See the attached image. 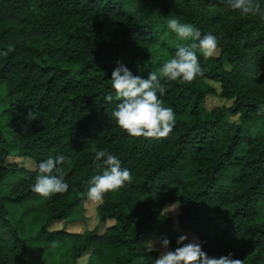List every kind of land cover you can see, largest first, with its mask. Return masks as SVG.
<instances>
[{"label":"trees","instance_id":"obj_1","mask_svg":"<svg viewBox=\"0 0 264 264\" xmlns=\"http://www.w3.org/2000/svg\"><path fill=\"white\" fill-rule=\"evenodd\" d=\"M264 7V4H262ZM179 19L217 37L218 55L197 52L203 75L164 81L175 113L167 137H132L111 113L118 64L147 78L175 56ZM0 264H34L31 245L53 264H152L153 239L176 245L172 218L209 257L264 264V19L241 17L226 0H0ZM219 85V88L215 86ZM111 93V103L104 97ZM230 105L208 108L209 97ZM33 112L37 119H29ZM9 131L12 135H7ZM118 156L132 181L97 206L99 227L51 231L85 217L87 181L102 174L95 151ZM63 155L65 193L32 191L39 163ZM35 163L29 170L11 158Z\"/></svg>","mask_w":264,"mask_h":264},{"label":"clouds","instance_id":"obj_2","mask_svg":"<svg viewBox=\"0 0 264 264\" xmlns=\"http://www.w3.org/2000/svg\"><path fill=\"white\" fill-rule=\"evenodd\" d=\"M228 8L239 13L241 17L260 15L264 19V0H226ZM167 28L181 41L191 40V46L181 44L173 58L165 60L158 72H149L147 78L134 75L124 64L118 66L111 74V88L115 98L119 101L111 113V118L116 126L132 137L160 139L167 137L175 125V113L171 107H165L160 99L166 93V88L161 80L190 83L196 77L203 75V69L198 60L197 52L205 58L214 55L217 49V37L211 33L203 34L201 30L190 23H182L179 19L167 20ZM0 55H7V51H0ZM108 103L113 102L114 96L109 93L104 97ZM29 119H37L31 111ZM65 160L63 155L48 156L38 166L35 183L32 191L40 197L49 198L53 194L65 193L69 185L59 173L58 165ZM97 168L103 166L102 174L90 177L86 182V197L90 202L102 201L108 192L123 188L131 183L132 175L129 169L121 167V160L117 155L105 149L95 151ZM179 207L176 202L167 206L163 216ZM188 241L187 235L176 238V247L170 249L171 241L164 237L160 247L164 249L152 261V264H238V261L229 255L209 257L198 241ZM151 251V243L147 246Z\"/></svg>","mask_w":264,"mask_h":264},{"label":"rangeland","instance_id":"obj_3","mask_svg":"<svg viewBox=\"0 0 264 264\" xmlns=\"http://www.w3.org/2000/svg\"><path fill=\"white\" fill-rule=\"evenodd\" d=\"M218 54H219V49L217 48L214 55H218ZM215 86L219 88L218 84H215ZM231 103H232L231 101H227L219 96H212L208 98L206 105L208 108H213L216 106L230 105ZM7 135L10 137L12 134L9 131H7ZM10 161L19 162V165L25 166L29 170L35 169V163L31 160H25V159L18 157V158H11ZM100 203L101 201L99 202L88 201L85 204V217L84 218H81L78 220L54 222L49 226L48 229L51 231L65 230L67 232L80 233V232H84L85 230H91V229L99 227L100 233H103L106 227L112 224V221H108L106 224L100 225L98 215H97V209H96ZM171 204L173 203L166 205V207ZM260 207H264V204L262 203ZM166 214H168L172 218L177 236L187 235L188 241H185L186 243L192 242L194 240L196 241V236L194 234L182 229L179 226V223H178L179 209L178 208L175 211H170V212H167ZM260 218L262 220L264 219V208H262V211L260 212ZM160 241L161 240L159 239H153L151 241V244L153 246L152 249H155L159 255L161 254V252L164 251V249L160 247ZM26 256L29 257L34 264H53V262L48 258L47 253L42 251L36 245H31L29 247L26 253ZM88 258H89V255L84 256L81 260H79V264H86L88 261Z\"/></svg>","mask_w":264,"mask_h":264}]
</instances>
